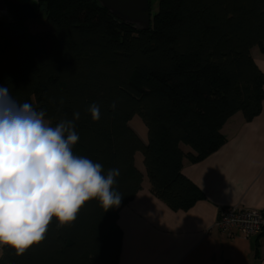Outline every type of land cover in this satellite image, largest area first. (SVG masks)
<instances>
[{"label": "trees", "instance_id": "trees-1", "mask_svg": "<svg viewBox=\"0 0 264 264\" xmlns=\"http://www.w3.org/2000/svg\"><path fill=\"white\" fill-rule=\"evenodd\" d=\"M4 1L16 27L45 7L52 28L0 38V86L43 111L52 127L72 121L79 136L73 155L99 163L105 177L118 169L112 190L122 198L107 211L91 199L63 226L53 217L43 240L23 255L4 245L0 264H119L120 212L145 180L137 152L151 192L187 210L204 194L183 173L184 159L196 163L216 152L237 112L247 120L261 112L264 72L251 49L264 52V0H159L145 31L97 0ZM136 115L147 142L130 125Z\"/></svg>", "mask_w": 264, "mask_h": 264}, {"label": "crops", "instance_id": "crops-1", "mask_svg": "<svg viewBox=\"0 0 264 264\" xmlns=\"http://www.w3.org/2000/svg\"><path fill=\"white\" fill-rule=\"evenodd\" d=\"M251 54L264 72V52L254 46ZM222 133L226 139L216 152L196 163L183 161V173L204 194L191 208L173 210L144 180L120 212L119 264H264V234L247 239L216 227L222 207L264 211V100L257 116L247 120L237 112Z\"/></svg>", "mask_w": 264, "mask_h": 264}, {"label": "clouds", "instance_id": "clouds-1", "mask_svg": "<svg viewBox=\"0 0 264 264\" xmlns=\"http://www.w3.org/2000/svg\"><path fill=\"white\" fill-rule=\"evenodd\" d=\"M90 111L98 120L99 107ZM44 117L0 86V245L17 255L43 240L53 217L63 226L91 199L107 211L122 198L112 190L118 169L105 177L99 163L73 155L79 140L73 122L52 127Z\"/></svg>", "mask_w": 264, "mask_h": 264}, {"label": "water", "instance_id": "water-1", "mask_svg": "<svg viewBox=\"0 0 264 264\" xmlns=\"http://www.w3.org/2000/svg\"><path fill=\"white\" fill-rule=\"evenodd\" d=\"M22 1V2H27ZM110 14H114L124 22L133 25L137 30L145 31L151 26L150 0H97ZM38 2V0H37ZM37 2H35L37 4ZM34 3V0H31ZM38 6V4H37ZM39 7V6H38ZM38 9V8H36ZM0 38L14 40L26 34L23 26L13 27L15 19L10 13L7 3L0 0Z\"/></svg>", "mask_w": 264, "mask_h": 264}, {"label": "built area", "instance_id": "built-area-1", "mask_svg": "<svg viewBox=\"0 0 264 264\" xmlns=\"http://www.w3.org/2000/svg\"><path fill=\"white\" fill-rule=\"evenodd\" d=\"M216 227L229 236L241 235L250 239L264 230V211L238 205L225 206L219 210Z\"/></svg>", "mask_w": 264, "mask_h": 264}, {"label": "rangeland", "instance_id": "rangeland-1", "mask_svg": "<svg viewBox=\"0 0 264 264\" xmlns=\"http://www.w3.org/2000/svg\"><path fill=\"white\" fill-rule=\"evenodd\" d=\"M19 1V0H17ZM26 1V0H23ZM159 0H151V11L152 16L158 11L159 9ZM45 7L43 8L41 15L38 17H33L25 21L24 28L26 32L31 34H37L40 32L50 31L52 28L51 22L47 19L46 13L44 12ZM130 125L143 137L144 141L147 142L148 135H147V126L143 122L142 118L139 115L134 116L131 121ZM186 149L188 147L184 145ZM136 164L137 166L145 173V181H148V177L146 174L145 165L143 162V154L142 152H137L136 154ZM1 249V246H0Z\"/></svg>", "mask_w": 264, "mask_h": 264}, {"label": "flooded vegetation", "instance_id": "flooded-vegetation-1", "mask_svg": "<svg viewBox=\"0 0 264 264\" xmlns=\"http://www.w3.org/2000/svg\"><path fill=\"white\" fill-rule=\"evenodd\" d=\"M13 27H16L15 25H12Z\"/></svg>", "mask_w": 264, "mask_h": 264}]
</instances>
